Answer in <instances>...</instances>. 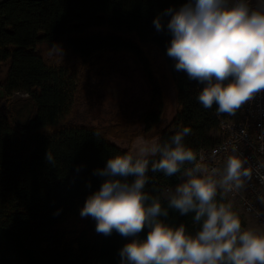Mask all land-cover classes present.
<instances>
[{"label":"trees","instance_id":"obj_1","mask_svg":"<svg viewBox=\"0 0 264 264\" xmlns=\"http://www.w3.org/2000/svg\"><path fill=\"white\" fill-rule=\"evenodd\" d=\"M187 0H2L0 1V264H120L119 250L130 237L115 230L96 232V221L81 217L85 199L104 177L94 174L110 156L128 154L109 138L132 140V127L147 141L169 138L183 127L184 144L194 152L215 145L216 105L204 108L203 85L175 69L167 55L171 34L158 32L153 19ZM169 17L162 16L166 21ZM62 46L63 61L46 55ZM125 54L140 68L149 105L135 121L118 118L111 126L70 122L80 102L87 71L106 55ZM159 59V62L154 58ZM174 98L167 125L166 94ZM99 133V136L96 135ZM55 157L47 163L46 152ZM186 164L184 167H189ZM181 173L167 177L149 169L145 189L167 208L164 192ZM129 180L132 177L128 178ZM217 200L222 199L217 195ZM161 219L196 232L193 215L168 209ZM147 228L139 238H145Z\"/></svg>","mask_w":264,"mask_h":264},{"label":"clouds","instance_id":"obj_2","mask_svg":"<svg viewBox=\"0 0 264 264\" xmlns=\"http://www.w3.org/2000/svg\"><path fill=\"white\" fill-rule=\"evenodd\" d=\"M153 24L171 34L167 55L175 69L203 85L197 99L204 108L215 104L217 114L234 115L264 93V0H187L165 9ZM46 55L62 62L64 51L53 43ZM190 133L183 127L168 141L142 142L132 153L110 156L94 170L104 179L86 197L81 217L94 219L97 233L133 237L119 250L120 264H264V231L242 227L231 203L217 200L218 191L242 188L251 170L235 155L222 168L210 167L184 144ZM45 159L55 166L50 151ZM182 168L180 182L165 193L167 208L144 191L149 169L172 177ZM258 199L264 204V197ZM169 208L194 214L198 230L190 234L183 224L165 223L161 217ZM145 228L146 237L139 238Z\"/></svg>","mask_w":264,"mask_h":264},{"label":"rangeland","instance_id":"obj_3","mask_svg":"<svg viewBox=\"0 0 264 264\" xmlns=\"http://www.w3.org/2000/svg\"><path fill=\"white\" fill-rule=\"evenodd\" d=\"M154 58L159 62L156 56ZM166 98L167 115L164 122L167 125L175 107L170 89L167 91ZM148 105L149 90L135 60L125 54L106 55L100 63L94 64L87 71L81 88L79 105L75 115L69 121L92 127L111 126L118 118H127L131 121L137 120L148 108ZM132 130L136 133L132 140H117L114 138H109V140L116 146L128 150L129 153H132L142 142L149 144L158 142V139L144 140L139 135L141 127L138 129L132 127ZM211 135L216 136L217 132L211 133ZM174 187H171V189H174ZM218 195L223 202L231 203L233 211L238 213L240 217L242 227L260 230L247 216L238 212L233 202L227 201L220 192H218ZM194 227L197 231L199 225L195 224ZM131 239L133 237H130L128 241Z\"/></svg>","mask_w":264,"mask_h":264},{"label":"built area","instance_id":"obj_4","mask_svg":"<svg viewBox=\"0 0 264 264\" xmlns=\"http://www.w3.org/2000/svg\"><path fill=\"white\" fill-rule=\"evenodd\" d=\"M217 120L215 145L199 148L197 157L210 167L220 168L229 155L243 161V166L251 170V178H245L244 186L238 190L218 192L264 231V204L258 199L264 197V93L242 105L235 120Z\"/></svg>","mask_w":264,"mask_h":264},{"label":"crops","instance_id":"obj_5","mask_svg":"<svg viewBox=\"0 0 264 264\" xmlns=\"http://www.w3.org/2000/svg\"><path fill=\"white\" fill-rule=\"evenodd\" d=\"M0 1H2V0H0ZM178 181H179V179H178ZM179 183V182H178Z\"/></svg>","mask_w":264,"mask_h":264}]
</instances>
